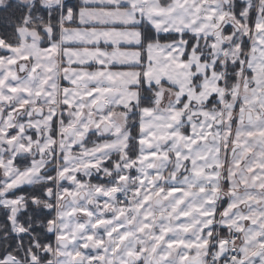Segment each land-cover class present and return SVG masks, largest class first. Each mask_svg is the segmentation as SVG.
I'll return each instance as SVG.
<instances>
[{
    "label": "snow or ice",
    "instance_id": "obj_1",
    "mask_svg": "<svg viewBox=\"0 0 264 264\" xmlns=\"http://www.w3.org/2000/svg\"><path fill=\"white\" fill-rule=\"evenodd\" d=\"M0 264H264V0H0Z\"/></svg>",
    "mask_w": 264,
    "mask_h": 264
},
{
    "label": "trees",
    "instance_id": "obj_2",
    "mask_svg": "<svg viewBox=\"0 0 264 264\" xmlns=\"http://www.w3.org/2000/svg\"><path fill=\"white\" fill-rule=\"evenodd\" d=\"M29 189L27 187L24 188V191H28Z\"/></svg>",
    "mask_w": 264,
    "mask_h": 264
}]
</instances>
